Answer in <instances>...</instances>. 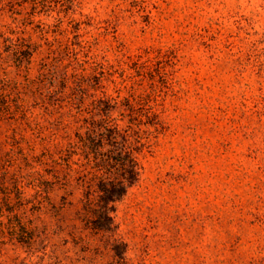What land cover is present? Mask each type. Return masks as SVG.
Returning <instances> with one entry per match:
<instances>
[{
	"label": "rangeland",
	"instance_id": "1",
	"mask_svg": "<svg viewBox=\"0 0 264 264\" xmlns=\"http://www.w3.org/2000/svg\"><path fill=\"white\" fill-rule=\"evenodd\" d=\"M72 2L0 0V264H264V0ZM102 95L158 118L110 231L68 154Z\"/></svg>",
	"mask_w": 264,
	"mask_h": 264
},
{
	"label": "trees",
	"instance_id": "2",
	"mask_svg": "<svg viewBox=\"0 0 264 264\" xmlns=\"http://www.w3.org/2000/svg\"><path fill=\"white\" fill-rule=\"evenodd\" d=\"M68 1L73 4L72 0ZM75 44L80 45V41ZM139 66L146 68L142 63ZM75 88L83 93L79 100H84L87 92L82 90V81L76 80ZM139 101H136L138 105ZM111 102L108 95L92 97L91 113L76 126V139L71 142L72 149H68V154H78L81 158L75 169V179L76 187L82 188L83 193L81 209L76 213L83 211L92 215V227L105 231L112 230L113 203L139 178L141 164L138 155L145 146L142 125L156 126L158 123L157 113L151 106L142 112L127 97L119 103ZM113 110L127 117L124 126L111 118Z\"/></svg>",
	"mask_w": 264,
	"mask_h": 264
}]
</instances>
